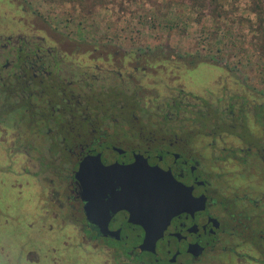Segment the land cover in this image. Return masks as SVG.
Here are the masks:
<instances>
[{
    "label": "flooded vegetation",
    "instance_id": "1",
    "mask_svg": "<svg viewBox=\"0 0 264 264\" xmlns=\"http://www.w3.org/2000/svg\"><path fill=\"white\" fill-rule=\"evenodd\" d=\"M29 4L0 0V227L31 264H264L261 90Z\"/></svg>",
    "mask_w": 264,
    "mask_h": 264
},
{
    "label": "rangeland",
    "instance_id": "2",
    "mask_svg": "<svg viewBox=\"0 0 264 264\" xmlns=\"http://www.w3.org/2000/svg\"><path fill=\"white\" fill-rule=\"evenodd\" d=\"M29 1L28 10L77 39L92 35L94 42L114 41L124 49L200 54L264 94V51L258 48L254 30L255 0H228L219 11L195 6V0ZM9 224L13 223L0 227V264H31L37 257L28 253L35 244L33 234L6 228Z\"/></svg>",
    "mask_w": 264,
    "mask_h": 264
},
{
    "label": "trees",
    "instance_id": "3",
    "mask_svg": "<svg viewBox=\"0 0 264 264\" xmlns=\"http://www.w3.org/2000/svg\"><path fill=\"white\" fill-rule=\"evenodd\" d=\"M92 1L94 2L97 0H92ZM203 2H206V4H204ZM226 2H228V0H195L196 4L194 5L198 7H204V5H206V7L213 9V11H219L220 9L223 8ZM263 8H264L263 0H255L254 15L257 22L256 24L257 27H255L254 30L258 34L256 38L258 42V48L262 51H264V12L262 11L260 12V10H262ZM247 23H249V21H247ZM248 28L249 29L253 28L250 25V23L248 25Z\"/></svg>",
    "mask_w": 264,
    "mask_h": 264
}]
</instances>
